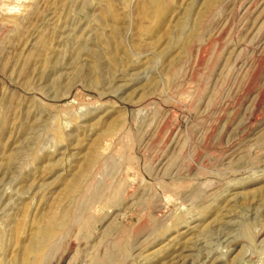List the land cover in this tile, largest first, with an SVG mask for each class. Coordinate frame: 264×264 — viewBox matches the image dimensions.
<instances>
[{"label":"rangeland","instance_id":"1","mask_svg":"<svg viewBox=\"0 0 264 264\" xmlns=\"http://www.w3.org/2000/svg\"><path fill=\"white\" fill-rule=\"evenodd\" d=\"M207 1L0 0V264H264V0Z\"/></svg>","mask_w":264,"mask_h":264},{"label":"bare ground","instance_id":"2","mask_svg":"<svg viewBox=\"0 0 264 264\" xmlns=\"http://www.w3.org/2000/svg\"><path fill=\"white\" fill-rule=\"evenodd\" d=\"M214 4V0H208L207 1V3H206V8H205V10L207 9L208 10V8L210 9V7L212 6ZM202 15H204V11H202V13H201V15L200 16H202ZM200 19V18H199ZM183 25H184V21H180L178 24H177V26H178V28H182L183 27ZM96 146V145H95ZM97 147V146H96ZM99 148V147H98ZM98 148L96 149V150H98ZM95 150V148L93 149V151H96ZM69 212V210H64L63 211V213H62V219H64V217L67 215V214H69L68 213ZM66 218H67V216H66ZM50 224H51V222H50ZM43 226V225H42ZM45 227V226H44ZM59 227V226H58ZM41 228V227H40ZM42 229V228H41ZM41 229H39V232H36L37 234L35 235V236H33L34 237V239H33V241H34V248L36 247V249L38 248V246H39V244H41V246L43 247L42 249L44 250V248H45V246H46V240H47V238L50 236V234H51V232L52 231H54V229H55V227H53V226H46L45 227V229L44 230H41ZM41 230V231H40ZM53 233V232H52ZM52 237V236H51ZM50 239V238H49ZM39 241L40 243L39 244H37V241ZM36 241V242H35ZM49 242V241H48ZM143 242V241H142ZM46 243V244H45ZM41 246H40V248H41ZM41 250V249H40ZM47 251V250H46ZM107 257V256H106ZM115 258V257H114ZM107 260V263H108V261H110V260H113V258L112 257H109L108 259H106ZM105 260V261H106Z\"/></svg>","mask_w":264,"mask_h":264}]
</instances>
